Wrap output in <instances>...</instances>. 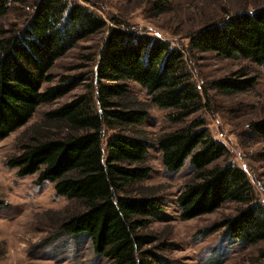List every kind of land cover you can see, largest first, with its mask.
Wrapping results in <instances>:
<instances>
[{
    "label": "trees",
    "instance_id": "16d2710c",
    "mask_svg": "<svg viewBox=\"0 0 264 264\" xmlns=\"http://www.w3.org/2000/svg\"><path fill=\"white\" fill-rule=\"evenodd\" d=\"M83 1L0 0V17L15 4L27 8L21 26L0 29V139L26 125L42 104L76 87L70 82L43 85L51 81L57 60L79 41L106 32L98 54L97 94L80 95L45 112L22 134L19 150L6 164L20 177L36 174L40 184L55 182L56 193L73 201L64 210L45 212L53 231L50 239L85 234L95 252L115 264H152L147 254L164 264L163 257L143 249L155 238L152 232H142L150 217L164 215L160 187H140L138 195L129 192L152 170L147 162L150 139L125 132L141 124L149 109L148 101L131 93L129 81L140 84L152 103L175 110L174 120L200 109V90L182 48L115 17L109 24L94 4ZM153 9L160 15L171 11L172 5L169 0H154ZM224 17L198 28L192 47L264 64V3ZM245 82L224 79L214 86L232 93L251 85ZM94 102L99 104L95 111ZM205 124L198 117L154 138L168 171L180 170L188 158L197 171L196 179L178 196L180 217L189 220L235 201L243 205L236 215L207 232L224 228L227 236L245 246L264 242V204L241 166L218 163L227 147L211 136ZM252 128L264 137V117L254 121ZM105 130L112 131L106 144Z\"/></svg>",
    "mask_w": 264,
    "mask_h": 264
},
{
    "label": "rangeland",
    "instance_id": "374dc122",
    "mask_svg": "<svg viewBox=\"0 0 264 264\" xmlns=\"http://www.w3.org/2000/svg\"><path fill=\"white\" fill-rule=\"evenodd\" d=\"M84 2L83 0H79ZM154 0H89L113 24L110 18L128 22L132 28L153 37H160L185 52V64L200 90L202 105L188 117L174 120L176 111L160 108L151 102L146 90L129 81L131 93L148 101L146 119L125 131L150 139L147 162L152 170L129 192L138 195L140 187L159 186L163 216L150 217V224L142 232L154 235L149 249L163 257L164 264H264L261 250L264 242L244 245L230 238L224 228L207 232L234 216L242 204L226 201L212 213L182 220L178 196L185 185L196 179V169L187 159L178 171H168L154 138L198 118H204L211 136L227 147V154L218 163L231 161L248 174L255 196L264 204V137L252 128L254 121L264 117V64L247 58H228L213 51H199L190 44L192 35L207 22L219 20L243 9H253L264 0H169L172 10L156 15ZM15 4L0 17V29L9 30L23 24L24 12ZM225 18V17H224ZM106 32L91 35L57 60L51 69L52 79L43 88L62 83L76 87L49 104H42L32 119L5 139H0V264H115L98 255L87 235H63L50 239L52 229L45 215L47 210H64L72 205L68 197L58 195L55 182H37V175L20 177L15 168L6 164L7 158L19 150V138L33 123L40 122L45 112L62 106L74 98L97 94L99 50ZM1 37V33H0ZM247 80V89L232 93L214 86L219 80ZM107 82L103 79V82ZM244 83V84H245ZM96 99V98H95ZM94 99V100H95ZM92 109H99L95 102ZM112 131L105 130V144ZM55 230V229H53ZM207 234H206V233ZM145 256V255H144ZM152 264L150 254L146 255Z\"/></svg>",
    "mask_w": 264,
    "mask_h": 264
}]
</instances>
